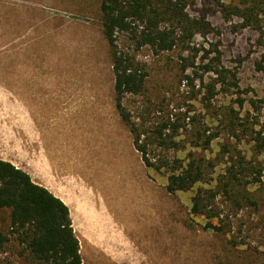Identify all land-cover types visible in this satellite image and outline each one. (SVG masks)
<instances>
[{
	"label": "rangeland",
	"instance_id": "1",
	"mask_svg": "<svg viewBox=\"0 0 264 264\" xmlns=\"http://www.w3.org/2000/svg\"><path fill=\"white\" fill-rule=\"evenodd\" d=\"M184 1L190 16L204 15L212 27L196 34L184 51L135 50L124 33L117 34V47L148 73L146 93L127 96L125 106L134 118L144 114L146 121L138 122L145 128L165 115L156 111L164 103L173 113L191 109L209 126L233 108L255 131L234 144L261 168L264 181V42L254 29L241 27L240 18H224L222 4L243 0ZM98 5L99 0H0V158L66 203L81 264H264V201L252 194L234 202L228 191L216 198L221 217L257 249L255 259L244 253L246 245L229 249L219 233L205 228L206 219L192 214L197 187L169 193L166 174L143 163L114 106ZM214 69H222L225 82L215 85L208 105ZM256 132L263 138L255 140ZM221 143L215 140L207 153L215 157ZM190 149L185 143L177 154L184 157ZM216 161L212 179L223 172L222 158ZM6 219L0 211V230ZM20 250L10 235L0 247V264H28Z\"/></svg>",
	"mask_w": 264,
	"mask_h": 264
},
{
	"label": "trees",
	"instance_id": "2",
	"mask_svg": "<svg viewBox=\"0 0 264 264\" xmlns=\"http://www.w3.org/2000/svg\"><path fill=\"white\" fill-rule=\"evenodd\" d=\"M221 8L225 19L240 18V26L254 29L264 42V0H243L239 4H222ZM98 11L102 35L109 46L112 61L114 106L130 131L143 163L166 174L165 187L169 193L197 187L191 198L192 214L206 219L205 228L219 233L229 249L246 245L243 247L246 256L256 259L254 252L257 249L252 250L239 234L234 233L228 218L221 217L216 202L221 191H228L234 202L239 198L250 200L252 194L264 201L261 168L246 160L234 144L242 135L254 131L252 124L239 117L232 108L231 115L219 118L217 125L209 126L200 115L191 113V109L173 113L164 103V107L156 111L165 112V115L145 128L138 122L140 119L146 121L144 114L140 112L134 118L124 103L127 96L142 97L146 93L148 73L132 55L117 47L118 33H124L133 42L135 50L153 46L155 53L172 47L184 51L196 34L210 32L211 24L204 15L190 16L184 0H99ZM181 70L185 71L186 66ZM221 70H213L216 77L208 85V95L205 96L208 105V100L216 94L215 85L225 82ZM200 83H203L201 76ZM147 108L145 114L150 113ZM256 133L255 140L263 138L260 132ZM219 139L222 143L213 157L207 151H211L213 142ZM185 143L191 149L180 157L177 152ZM150 146L157 151H152ZM220 158L222 175L219 179H212L216 160ZM213 181L211 187L201 186ZM256 185L258 190L254 188ZM250 187L254 190L249 191ZM0 211L7 212L6 229L0 230V247L11 235L15 238V246L21 248L19 254L29 261L28 264H81L79 241L66 203L46 187L35 183L25 170L1 158ZM260 252L264 254V250Z\"/></svg>",
	"mask_w": 264,
	"mask_h": 264
},
{
	"label": "crops",
	"instance_id": "3",
	"mask_svg": "<svg viewBox=\"0 0 264 264\" xmlns=\"http://www.w3.org/2000/svg\"><path fill=\"white\" fill-rule=\"evenodd\" d=\"M3 160H5V159H3ZM7 161H9V160H7ZM11 162V161H10ZM12 163V162H11ZM13 164V163H12ZM28 173V172H27ZM29 174V173H28ZM30 175V174H29ZM31 177V176H30ZM32 179V178H31ZM33 180V179H32ZM34 181V180H33ZM35 183H37V184H40V185H42V186H44L42 183H39V182H37V181H34ZM44 187H46V186H44ZM47 188V187H46ZM48 189V188H47ZM54 194V193H53ZM55 195V194H54ZM57 196V195H56ZM57 197H59V196H57ZM60 198V197H59ZM61 199V198H60Z\"/></svg>",
	"mask_w": 264,
	"mask_h": 264
},
{
	"label": "bare ground",
	"instance_id": "4",
	"mask_svg": "<svg viewBox=\"0 0 264 264\" xmlns=\"http://www.w3.org/2000/svg\"><path fill=\"white\" fill-rule=\"evenodd\" d=\"M99 175V174H98ZM100 177V176H99ZM103 186V185H102ZM106 186V185H105ZM105 190V188H103ZM107 191V190H106ZM109 191V190H108Z\"/></svg>",
	"mask_w": 264,
	"mask_h": 264
}]
</instances>
